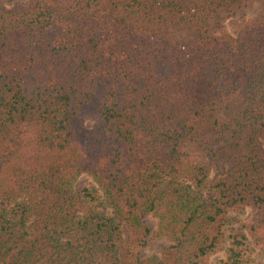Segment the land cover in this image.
<instances>
[{"label": "trees", "instance_id": "obj_1", "mask_svg": "<svg viewBox=\"0 0 264 264\" xmlns=\"http://www.w3.org/2000/svg\"><path fill=\"white\" fill-rule=\"evenodd\" d=\"M242 2L0 6V264L264 259V0L231 35ZM142 211L158 257L139 256Z\"/></svg>", "mask_w": 264, "mask_h": 264}, {"label": "rangeland", "instance_id": "obj_2", "mask_svg": "<svg viewBox=\"0 0 264 264\" xmlns=\"http://www.w3.org/2000/svg\"><path fill=\"white\" fill-rule=\"evenodd\" d=\"M29 0H0V6L10 7L16 4H23ZM261 12V7L259 0H243L240 5V8L236 13L223 21L224 30L231 35H235L239 30L240 26L244 23L249 22L255 18ZM86 128H91L93 126L94 120L86 118L83 121ZM74 189L78 192H81L83 187L87 188H96L97 184L92 179V177L87 173H79L74 178ZM98 192V196H99ZM211 196L210 193H203V199L207 200ZM101 209H105L102 205L99 206ZM76 215L79 214V211L74 212ZM249 218V210L245 209L243 213L231 212L229 214V221L227 228L237 225L239 222H245ZM141 222L147 227L148 233L146 236V244L140 249L139 256L140 258H146L148 256L158 257L164 247L169 245V242L159 236L158 230L160 222L158 218L151 211H142L140 215ZM246 264H264V259L261 257L260 252L256 248H251L246 252ZM224 251L221 249L215 254H212L209 257V263L215 264L216 260L223 258Z\"/></svg>", "mask_w": 264, "mask_h": 264}]
</instances>
